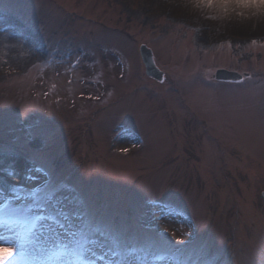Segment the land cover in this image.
I'll list each match as a JSON object with an SVG mask.
<instances>
[{
    "label": "rangeland",
    "instance_id": "obj_1",
    "mask_svg": "<svg viewBox=\"0 0 264 264\" xmlns=\"http://www.w3.org/2000/svg\"><path fill=\"white\" fill-rule=\"evenodd\" d=\"M179 2L0 0L13 38L0 47V212L28 221L0 225L7 264H108L75 260L49 219L90 209L148 249L134 264H172L151 254L166 245L189 264L206 248L214 264H264V7L191 0L192 16ZM141 43L160 79L144 73ZM217 67L248 75L216 80Z\"/></svg>",
    "mask_w": 264,
    "mask_h": 264
},
{
    "label": "snow or ice",
    "instance_id": "obj_2",
    "mask_svg": "<svg viewBox=\"0 0 264 264\" xmlns=\"http://www.w3.org/2000/svg\"><path fill=\"white\" fill-rule=\"evenodd\" d=\"M208 6H211L213 0H206ZM229 3H234L241 8L247 7H264V0H221V6L227 7ZM66 185H60L58 188L53 189L51 192L45 194L44 199L47 201H53V197L62 189H66ZM70 191V189H68ZM11 191L15 193L17 189L11 188ZM19 199V197H13ZM83 202V201H79ZM39 204L30 205L25 212L30 211L33 207H40ZM59 216L63 217V220L67 224L60 223L56 217H49L54 220L60 227L65 228V233L71 237L70 254L77 261H82L84 256L96 257L99 253L100 259H107L108 264H134L135 261L146 260L150 254L148 249L129 247L125 238L130 235L129 226L121 221L117 223L112 217L99 213L96 210H89V212H74L70 217L64 210L59 212ZM6 217L7 219H4ZM99 219L103 223L104 227L101 228L98 224H94L93 221ZM43 217L37 216L31 223L32 228L36 227L35 221L41 220ZM73 220L76 222H82V226L77 231H69L73 227ZM24 223L28 221L25 218L22 219L21 210L18 208H4L0 212V225H7L9 228L14 225ZM44 232L51 231L50 239L54 241H60L61 237L58 233L48 228H42ZM177 245H182L184 241L177 240ZM0 264H7V262L15 255V249L10 246L0 244ZM63 253H53V258L58 257ZM155 260L171 261L172 264H189L190 257H188L182 248H174L171 246H164L158 250V254L151 253ZM199 264H214V256L210 249H203L201 252V259Z\"/></svg>",
    "mask_w": 264,
    "mask_h": 264
},
{
    "label": "water",
    "instance_id": "obj_3",
    "mask_svg": "<svg viewBox=\"0 0 264 264\" xmlns=\"http://www.w3.org/2000/svg\"><path fill=\"white\" fill-rule=\"evenodd\" d=\"M140 55L145 65L146 73L156 79H160V71L158 72L153 64L151 52L148 47H146L144 44H141L139 46ZM157 72V74L155 73ZM214 76L219 79H230V80H236L241 78V74H239L236 71L224 69V68H218L215 70ZM264 195V191L262 192Z\"/></svg>",
    "mask_w": 264,
    "mask_h": 264
},
{
    "label": "bare ground",
    "instance_id": "obj_4",
    "mask_svg": "<svg viewBox=\"0 0 264 264\" xmlns=\"http://www.w3.org/2000/svg\"><path fill=\"white\" fill-rule=\"evenodd\" d=\"M166 1H168L169 3H170V5H172V4H177L179 1V3H180V11L179 12H181V13H184V14H187V15H192V16H196V14L198 13V11L197 10H195V13H194V11L193 10H188L189 8H190V6H189V3H190V1L191 0H189V1H187V0H184V1H182V0H166ZM206 1V0H205ZM159 2V1H158ZM181 3H182V5H181ZM213 3H218V6H220V7H222L221 6V0H213ZM185 4H186V7H185ZM189 6V7H188ZM227 6H229V7H232V6H236L235 4H233V3H229ZM188 7V8H187ZM225 8V7H224ZM184 10L186 11V12H184ZM255 11V10H254ZM261 13V12H260ZM194 14V15H193ZM198 15V14H197ZM264 15V14H263ZM186 16V15H185ZM261 17H263V16H261ZM259 19H260V16H259V18L258 17H252L251 18V22H255L256 24H259ZM261 20V19H260ZM249 21V22H250ZM248 22V24L249 25H251V23H249ZM258 26V25H257ZM6 32V31H5ZM4 33V32H3ZM2 33V34H3ZM1 33H0V47L1 46H4V47H8L9 45L6 43V42H13L11 39H13V38H8L6 35H2ZM18 59H20V58H17V61H18ZM26 61V60H25ZM127 147L128 146H130V145H126ZM177 220H183V219H179V218H177ZM172 222H173V220H171Z\"/></svg>",
    "mask_w": 264,
    "mask_h": 264
}]
</instances>
